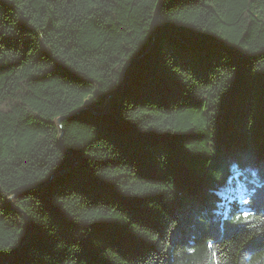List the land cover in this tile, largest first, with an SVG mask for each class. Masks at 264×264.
<instances>
[{
  "label": "trees",
  "instance_id": "16d2710c",
  "mask_svg": "<svg viewBox=\"0 0 264 264\" xmlns=\"http://www.w3.org/2000/svg\"><path fill=\"white\" fill-rule=\"evenodd\" d=\"M261 239L264 0H0V264H264Z\"/></svg>",
  "mask_w": 264,
  "mask_h": 264
},
{
  "label": "rangeland",
  "instance_id": "374dc122",
  "mask_svg": "<svg viewBox=\"0 0 264 264\" xmlns=\"http://www.w3.org/2000/svg\"><path fill=\"white\" fill-rule=\"evenodd\" d=\"M234 187H233V191H234V189H235V194H236V198L240 201V202H243L244 201V199H245V186H244V184L240 181V180H236L235 182H234ZM229 192H231V189L229 188L228 189V187L224 190V192H223V196L225 195V194H228Z\"/></svg>",
  "mask_w": 264,
  "mask_h": 264
},
{
  "label": "clouds",
  "instance_id": "9594fccd",
  "mask_svg": "<svg viewBox=\"0 0 264 264\" xmlns=\"http://www.w3.org/2000/svg\"><path fill=\"white\" fill-rule=\"evenodd\" d=\"M244 262L245 264H250V257L248 255L244 256Z\"/></svg>",
  "mask_w": 264,
  "mask_h": 264
},
{
  "label": "snow or ice",
  "instance_id": "6c2138e0",
  "mask_svg": "<svg viewBox=\"0 0 264 264\" xmlns=\"http://www.w3.org/2000/svg\"><path fill=\"white\" fill-rule=\"evenodd\" d=\"M245 219H246V220H247V219H250V217L246 214ZM257 243H258V244H264V239H261V240L257 241Z\"/></svg>",
  "mask_w": 264,
  "mask_h": 264
}]
</instances>
